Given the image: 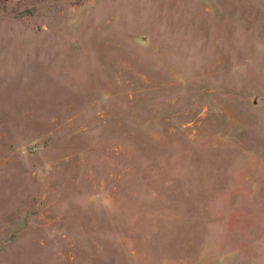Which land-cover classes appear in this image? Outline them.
Masks as SVG:
<instances>
[{
    "label": "rangeland",
    "instance_id": "1",
    "mask_svg": "<svg viewBox=\"0 0 264 264\" xmlns=\"http://www.w3.org/2000/svg\"><path fill=\"white\" fill-rule=\"evenodd\" d=\"M0 264H264V0H0Z\"/></svg>",
    "mask_w": 264,
    "mask_h": 264
}]
</instances>
